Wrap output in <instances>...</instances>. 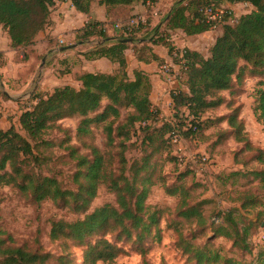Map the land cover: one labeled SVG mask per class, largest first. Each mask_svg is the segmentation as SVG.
<instances>
[{
    "label": "trees",
    "instance_id": "trees-1",
    "mask_svg": "<svg viewBox=\"0 0 264 264\" xmlns=\"http://www.w3.org/2000/svg\"><path fill=\"white\" fill-rule=\"evenodd\" d=\"M95 1L105 6L108 11L138 2L146 5L150 11L151 6L158 2V0H71L74 9L85 15L89 14L90 5ZM55 3L56 0H0V27L7 36L9 47L17 51L25 49L34 44L38 35L50 31L53 25L51 14ZM221 4L249 5L251 10L238 18L230 13L225 14L217 23L208 21L204 14L205 8L219 7ZM166 16L167 20L162 28L158 27V24L154 28H147L140 24L126 35L117 31L113 36H109L107 30L103 29L106 24L88 22L78 31L76 43L85 46L91 39L104 40V43L89 47L81 56L87 61L106 59L116 64L117 69L109 74L82 73L75 78L80 83L78 88L66 84L54 88L51 93L34 96L31 99L33 106L24 110L19 118L21 129L34 146L15 130L3 131L0 128V152L3 151L0 156V187L16 186L24 193L32 189L39 202L45 198L54 200L73 198L87 204L95 197L100 184L107 185L108 189L114 193L118 208L105 205L94 210L82 221L68 225L67 228L70 230L68 237L82 241L96 229L109 223L122 227L127 233L128 225L132 229L141 226L142 219L139 214L144 209L143 201L147 190L142 188L138 192L136 183L140 173L149 167V160L155 149L142 159L140 166L131 165L127 169L125 142L130 140V132L136 125L139 124V132L145 134L142 143L148 146L153 145L155 134H158L161 138L158 153L171 144L169 138L172 135L193 141V138L199 137L204 121L207 123L206 121L210 120L204 119L206 111L223 105L224 93L233 96L237 91L238 87H234V84L239 80V75L236 76V72L242 73L248 68L253 74H259L264 70V0H177ZM217 25H220L221 33L210 47L206 58L188 49L177 53V57L172 56L174 49L169 43L171 32L179 30L186 36L193 37L211 31ZM124 39H131L133 42L129 44L123 42ZM151 45H162L167 48L169 56L173 57L176 64L180 66V88L170 92L173 122H162L158 109L152 105L151 84L148 76L141 71H133L132 79L128 76L125 56L128 50L132 51L139 62L146 64L161 62ZM0 97L5 98L1 91ZM253 99L252 115L264 128V79L258 82ZM103 102L106 104L101 113L90 117V114L100 109ZM122 107L129 109L130 113L119 123ZM228 107L230 108L231 105ZM239 115L240 108H233L226 115L216 119L217 123L225 122L228 128H221L212 145L217 146L226 138L233 137L236 143L244 144L245 149L255 151L256 156L252 160L262 168L245 172L247 163H243L240 170L231 172L225 178L222 176L221 179H216L221 180V187L224 188L233 178L252 176L253 181H257L261 187H264V151L250 146L245 136L244 121L239 118ZM74 117L82 118L77 127V137L79 140L81 138L87 140L83 145L91 150L93 158L89 162L85 156L79 155L74 147H66L70 158L77 162L76 183L81 176L86 181V186L79 187L83 189L87 197L85 200L72 192L61 191L58 182L51 178L39 180L34 176L25 175L17 167L20 155L37 162L38 157L34 154L35 147L50 145L43 141V135L56 129L58 121ZM92 124L101 125L107 147L113 148L116 139H119L117 176L114 170L106 166V157L111 163L113 161L111 156L108 153L104 155L93 145ZM157 124L158 128H153ZM148 131L154 133H148ZM165 135L168 136L165 138ZM206 142L208 139L202 137L196 143ZM173 160L175 162L176 159ZM82 167H86L85 173L81 171ZM7 168L10 172L6 171ZM127 171L131 172L130 177L127 176ZM18 180H21V184ZM233 185L232 182L231 187ZM169 193L184 195L180 198V205L177 208L180 210V216L188 220L195 219L198 225H206L200 209L205 202L201 201L196 207H187L184 197L188 194L181 188L172 189ZM230 202L233 206L227 210L218 211L211 218L209 226L215 227L216 236L231 240L233 247L240 243L242 249L247 250L246 239L250 225L238 227L237 219L257 208L259 210L256 212V217L264 218L262 196L249 191L239 192ZM62 231L63 226L59 224L53 226L50 230L51 238H57ZM239 237L240 241L237 240ZM3 244L0 240L2 264H35L42 260L39 256L21 248L4 247ZM186 252L193 254L192 258L196 264H211V262L219 264V260L222 259L218 252L207 246L193 248L188 245ZM117 254L116 247L102 240L85 252V260L93 257L94 263L100 261L103 264H110ZM226 264H231V261L226 260ZM258 264H264V260L259 261Z\"/></svg>",
    "mask_w": 264,
    "mask_h": 264
},
{
    "label": "rangeland",
    "instance_id": "rangeland-1",
    "mask_svg": "<svg viewBox=\"0 0 264 264\" xmlns=\"http://www.w3.org/2000/svg\"><path fill=\"white\" fill-rule=\"evenodd\" d=\"M174 2L175 0H169L167 5L159 11L161 12L160 18L158 17V2L151 6L149 15H143L142 25L154 28L158 24V18L160 20L167 8ZM219 8L228 10L235 18L249 11V7L242 4H221ZM108 26L110 31L108 33L115 34L114 23ZM219 29L221 27L217 25L211 31ZM48 32H44L43 36H46ZM210 36L193 43L203 55L207 51V42L210 40ZM5 38V32L0 27L1 48L5 46ZM177 39L179 40L175 36L173 39L169 38V43L175 52H180V47L174 45ZM181 40L182 38L179 41ZM37 41L33 44L36 47L39 45ZM53 41V48L54 46L61 48L69 43H66L64 37L55 38ZM185 44L186 42H184L186 47ZM28 50L30 48L13 53L11 62L15 66L11 65V67H8L5 55L0 54V90L12 97L11 100L0 98V128L3 131L15 130L34 146V143L21 129L19 118L24 110L33 106L31 99L34 96L48 94V91L53 87L46 83L50 71L44 76L45 65H48L53 75L60 79V82H57L59 85L74 84L76 73L73 76L69 67L70 63L80 67L81 62L77 56L82 54L80 51L83 48L78 49L74 57L67 58L68 62L65 61L66 59H61L63 57H51L52 55L48 54L43 63V57L38 53L36 55L33 53L34 56L31 59L27 57L26 60H23V56H28L31 53H27ZM52 62H56V64L52 65ZM176 63L173 57H170L161 66H168L171 75L175 76L179 67V64ZM235 75H239V80L234 84V87H238L237 91L233 96L224 93L225 103L214 110L206 111L204 119L210 120L206 121L207 123L204 121L199 137L193 138L194 142L180 138L178 144L167 145V148H162L158 153V146L161 143L158 134H155L153 145L148 146L142 143L145 134L139 132V124L131 130L130 140L125 142L127 169L131 165L140 166L142 159L155 149L150 157L149 167L140 173L136 183L138 192L142 188L147 190L143 201L144 209L139 214L142 219L140 227L132 229L128 225L127 233L122 227L109 223V225L96 229L82 241L68 237L70 234L68 225L82 221L94 210L105 205L118 208L116 197L107 185L100 184L95 197L90 199L87 204L73 198L56 200L45 198L39 202L32 189L24 193L16 186L0 187V240L4 243L3 246L21 248L42 258L35 264H103L100 261L94 263L93 257L85 260V252L102 240L118 249L117 257L110 264H196L192 258L193 254L186 252L188 245L193 248L207 246L218 252L222 256L219 264H226V260L231 261V264H258L259 261L264 260V255H262L264 251V218L256 217L259 208L237 219L238 227L250 225L246 239L247 250L242 249L240 243L233 247L231 240L216 236L215 227L209 226L211 218L218 211L227 210L233 206L230 201L236 198L239 192L255 193L262 196L264 202V187H261L257 181H253L252 176L233 178L224 188L221 187V180L216 179H221L222 176L225 178L231 172L240 170L243 163H247L245 172L262 168L252 160L256 156L255 151L245 149L244 144L236 143L233 137L226 138L217 146L212 145L221 128L226 127L225 122L217 123L216 119L226 115L230 109L240 108V115L245 123V136L250 146L264 151V128L255 121L251 112L254 105V91L258 82L264 79V70L259 74H253L247 68L242 73L236 72ZM13 99L19 100L13 101ZM105 104L103 102L100 109L89 116L100 114ZM228 104L231 105L230 108ZM129 113V109L120 108L119 123ZM160 119L162 122H173L171 115L162 116ZM81 120L82 118L74 117L58 121L56 129L43 135V141L50 145L35 147L34 154L38 157V161L35 162L31 158H24L20 155L17 167L25 175L34 176L39 180L51 178L58 182L61 191L72 192L82 196L85 200L87 197L83 189L81 190L79 187L86 186V181L81 176L79 182L76 183L77 162L70 158L69 151L66 149L68 146L74 147L79 155L85 156L89 162L92 161L91 150L83 145L87 140L84 138L79 140L77 137L76 131ZM156 126L158 124L153 128H158ZM91 129L93 145L104 155L108 153L111 156L113 160L111 163L105 156L106 166L114 170L115 176H117L119 139H116L113 148L107 147L101 125L92 124ZM148 133L154 132L148 131ZM166 136L168 135H165V138ZM202 137L207 138L208 142L196 143ZM2 154L3 151L0 152V156ZM190 155H193L195 159L191 160ZM173 159H176L175 162ZM6 171L10 172V169L7 168ZM81 171L85 173L86 167H82ZM126 174L128 177L132 175L130 171H127ZM232 182L234 185L231 187ZM18 183L21 184V180H18ZM177 188H181L184 193L188 194L187 197H184L187 207H196L201 201L205 202L200 206L205 226L198 225L195 219L188 220L180 216V210L177 208L180 205V198H183L184 195L169 193L170 190ZM58 224L63 226V231L57 238H51L50 230ZM237 240L240 241L241 238L239 237ZM2 262L3 258L0 257V264Z\"/></svg>",
    "mask_w": 264,
    "mask_h": 264
},
{
    "label": "crops",
    "instance_id": "crops-1",
    "mask_svg": "<svg viewBox=\"0 0 264 264\" xmlns=\"http://www.w3.org/2000/svg\"><path fill=\"white\" fill-rule=\"evenodd\" d=\"M172 1V0H170ZM169 0H158V17L160 16L159 12L163 9L165 5ZM176 2V0H175ZM174 3L171 4L170 7L167 8L165 14L161 19L158 18V27H163L165 21L167 20V14L170 12L171 7ZM229 5V4H228ZM249 7V10H251V7L249 5H245ZM57 10V11H55ZM56 12V14H55ZM148 8L146 5L138 2L131 6H122V7H116L112 8L109 11L107 8L103 5H100L97 1L92 2L90 5V11L89 14L85 15L82 13L77 12L73 5L71 0H57L55 3L54 11L51 14V20H52V28L46 34V36H43V33L38 35L36 38V41L38 42V47L35 45H31L27 48H30L27 53L28 56H23V60L33 58L34 54L37 53L43 57L42 62L46 61L47 55L51 54V57H63L61 59H66L65 61H69L67 58H72L77 54L78 49H82L80 52H86L89 47H94L95 45H98L97 43L99 40L97 39H91L88 41L85 46H82L81 43L77 42V35L79 34L78 31L81 30L88 22H100L105 25V30H107V34L109 36H113L112 34H109L108 31V25L113 24L115 25H124L126 24L130 19L132 18H142L143 15H149ZM166 16V18H165ZM110 32V31H109ZM117 31H115L116 33ZM221 33V29L218 31H208L205 33H202L200 35H196L193 37L186 36L182 31H174L170 33V38L173 39V37L182 38L181 41L178 39L177 42L174 43L177 47H180V51L184 49H188L190 51H195L199 54H201L204 58L208 56V51L210 47L213 45L215 39L217 36ZM6 35V34H5ZM210 36V40L207 42V51L203 55L200 50L193 44L196 40L204 39L205 37ZM64 37L65 41L67 43V46L57 48L54 46L53 48V40L55 38H61ZM184 42H186V47L184 46ZM1 46V44H0ZM153 52L158 56V58L161 60V62H150L148 64L142 63L136 60L135 56L133 55L132 51L128 50L125 52L126 60H127V72L128 76L132 79V73L133 71H141L145 73L151 84V93H150V101L152 105L158 109L159 116H170L172 114L171 111V99H170V92L172 90H177L180 88V84L178 81L172 80V81H166L161 73H160V67L162 63H165L170 59V56L168 54L167 48H165L162 45H151ZM26 49V48H25ZM22 50V49H21ZM17 50H13L9 47V41L7 39V36L5 38V46L3 48L0 47V52L3 53L8 60V67L15 66L11 62V57L13 53H16ZM34 53V54H33ZM80 59V67L75 65L74 63H70L69 69L71 70V74L73 76L82 74V73H113L117 69L116 64H112L106 59H98L95 61H87L84 60V58L81 55L77 56ZM64 63V62H62ZM52 65H55L56 62H52ZM44 76L47 75V72L50 71V75L47 79L48 86L52 85L50 91L48 93H51L52 90L56 87L66 85L65 84H58L60 82V79H57L53 73L51 72L50 67L48 65H45ZM74 84H68L70 86H73L75 88H78L80 86V83L74 79ZM9 81V80H6ZM58 82V83H57ZM56 83V84H55ZM1 91V90H0ZM6 100H11V96L7 93H5L3 90L1 91ZM3 98V97H0ZM19 99H13V101H18ZM239 118L242 119L241 115H239ZM228 128L227 125L224 127V129ZM245 128V123H244ZM246 131V130H245Z\"/></svg>",
    "mask_w": 264,
    "mask_h": 264
},
{
    "label": "built area",
    "instance_id": "built-area-1",
    "mask_svg": "<svg viewBox=\"0 0 264 264\" xmlns=\"http://www.w3.org/2000/svg\"><path fill=\"white\" fill-rule=\"evenodd\" d=\"M231 12H229L228 10H222L219 7H207L204 10V14L207 18L208 21L210 22H215L217 23L225 14H230ZM143 19L142 18H132L130 19L126 24L124 25H115V29L116 31H121L123 34H127L128 32H130L131 30H133L134 28H136L138 25L142 24ZM103 29H105V26L103 27ZM177 53H181L180 52H175L172 54L173 57H177L178 54ZM184 63V61L182 62ZM179 70H180V66L178 67V70H176V74L171 75V71L170 68L168 66H161L160 67V73L162 75V77L166 80V81H172V80H176L179 82ZM170 143L173 145H176L180 142V137L177 135H172L169 138ZM189 158L191 160H194V156L190 155ZM202 160L204 161V158H202Z\"/></svg>",
    "mask_w": 264,
    "mask_h": 264
},
{
    "label": "water",
    "instance_id": "water-1",
    "mask_svg": "<svg viewBox=\"0 0 264 264\" xmlns=\"http://www.w3.org/2000/svg\"><path fill=\"white\" fill-rule=\"evenodd\" d=\"M112 40H114V39L112 38ZM123 42H126V43L131 44L133 41H132L131 39H124ZM102 43H104V40H103V41H99L97 44L100 45V44H102ZM42 63H43V62H42ZM42 65H43V64H42Z\"/></svg>",
    "mask_w": 264,
    "mask_h": 264
}]
</instances>
